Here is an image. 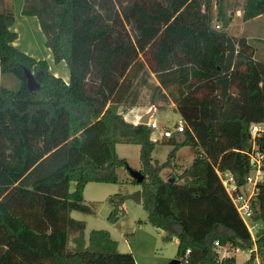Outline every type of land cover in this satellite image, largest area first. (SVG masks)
Listing matches in <instances>:
<instances>
[{
    "label": "trees",
    "instance_id": "trees-1",
    "mask_svg": "<svg viewBox=\"0 0 264 264\" xmlns=\"http://www.w3.org/2000/svg\"><path fill=\"white\" fill-rule=\"evenodd\" d=\"M216 5L217 13L212 0H24L22 14L38 19L55 63L68 66L66 82L15 46L14 6L0 0V72L20 81L17 90L0 88V264H137L109 231L93 230L86 240V223L71 216L93 213L87 184L118 183V169H129L118 144L140 146L145 180L132 182L142 187L148 222L166 241L178 237V260L190 250L186 264H217L215 241L252 249L219 172L230 173L238 191L247 184L250 126L264 122V63L248 40L228 35L231 18L221 0ZM261 15L264 0L245 1L244 22ZM25 69L40 83L35 92ZM152 76L150 104L172 101L187 127L161 165L153 163L150 127L119 112L139 105ZM236 133L238 144L226 149ZM184 147L194 152L191 166L174 182L164 179ZM111 202L115 222L120 206ZM255 207L264 225V180ZM257 249L264 264V234Z\"/></svg>",
    "mask_w": 264,
    "mask_h": 264
},
{
    "label": "rangeland",
    "instance_id": "rangeland-1",
    "mask_svg": "<svg viewBox=\"0 0 264 264\" xmlns=\"http://www.w3.org/2000/svg\"><path fill=\"white\" fill-rule=\"evenodd\" d=\"M9 3L15 6V24L19 38L16 43V47L22 52L34 57L37 60L47 61L49 51L45 45V36L41 29H38L39 23L35 17H26L20 13V8L24 3V0H7ZM243 0H221V9L227 18L235 16L237 9H243ZM246 1V0H245ZM214 4V11L217 13L218 0H212ZM241 5V6H238ZM227 33L239 35L243 29L242 22H231ZM263 21V20H262ZM264 23V21L262 22ZM261 23V25H262ZM214 28L219 30L223 29L221 21H215L213 23ZM258 22L255 21L245 28V32L256 31ZM13 28V29H14ZM221 28V29H220ZM258 38L254 39L258 46V58L264 63V34L257 35ZM252 41V42H253ZM48 62V61H47ZM50 62V63H49ZM49 66H51L52 72L61 73V77L69 75V69L65 62L56 64L54 59L50 60ZM51 64V65H50ZM64 74V75H63ZM150 87L142 88L141 96L138 106H150V97L153 94L155 85L158 84L154 76L149 79ZM6 87L12 90H17L20 87V81L11 74H2L0 72V88ZM155 107L158 111L154 114L153 118L157 120L160 125V129H152V136L157 139L163 134L164 130H171L175 132L177 126L183 120L177 110V105L172 101L158 102ZM187 128V127H186ZM177 136V135H176ZM236 138H228L226 142V149L231 148L232 144H238V135H234ZM185 138L184 133L171 140L170 142H157L155 149L152 153L153 163L160 164L165 163L168 160L169 153L173 150L174 142H183ZM211 143V142H210ZM211 145V144H210ZM239 149L240 146L238 145ZM117 154L121 159H125L129 168L140 171L143 169L140 160V146L135 144H118L116 148ZM189 157L194 158V152L192 147H184L181 150V154L177 155L168 161V167L164 173L165 178L169 179L175 176H179L183 171L189 168L191 165L186 161ZM192 160V159H191ZM185 162V163H184ZM190 162V161H189ZM161 165V164H160ZM164 170V169H163ZM118 183H89L84 189V201L85 204L90 206L93 210L92 214H85L79 211H73L71 216L80 221L86 223L85 238L89 239L90 233L93 230H106L109 231L112 238L118 243V251L121 253H132L135 257L137 264H172L177 259L179 240L177 236H174L171 241H166V232H160L158 228L152 226L148 222V211L142 204H138L130 198L135 192L142 191L141 185L134 184L129 174V170L126 167L118 169ZM225 179H230L229 175L223 176ZM252 183H247L246 186L240 189L241 193L251 192L253 189ZM74 189V184L72 185ZM115 199L119 203V218L115 222L109 220V216L113 211L112 199ZM257 211V207H256ZM262 224V222H261ZM264 234V225L262 224L260 235ZM234 253L237 264H247L251 258L249 250H231ZM180 264H185L181 262Z\"/></svg>",
    "mask_w": 264,
    "mask_h": 264
},
{
    "label": "built area",
    "instance_id": "built-area-1",
    "mask_svg": "<svg viewBox=\"0 0 264 264\" xmlns=\"http://www.w3.org/2000/svg\"><path fill=\"white\" fill-rule=\"evenodd\" d=\"M219 28V26H217ZM148 126L150 129H160V126L156 122H149ZM186 131V124L182 120L177 126L175 132L171 130L163 131V138L171 139L174 133L182 135ZM251 134V144L252 148L247 152L250 156L251 171L247 176V183L253 184V189L248 193H241L238 191L234 179L230 173H220L219 176L226 187L228 193L230 194L232 201L236 207V210L244 222L251 238L253 241V247L250 249V254L254 255L255 259L253 264H261L258 249H257V239L260 236L261 221L257 218L258 214L255 207V196L257 194V186L260 182L264 180V122L253 123L250 126ZM261 142V143H260ZM263 142V148L261 144ZM229 175L230 179H225L223 176ZM215 252L217 254L216 262L217 264H222V262L227 259L234 257V253L231 250L238 251L239 249L231 248L229 245H222L219 241H215ZM190 250L187 251L184 258V263H187V256L190 254Z\"/></svg>",
    "mask_w": 264,
    "mask_h": 264
},
{
    "label": "crops",
    "instance_id": "crops-1",
    "mask_svg": "<svg viewBox=\"0 0 264 264\" xmlns=\"http://www.w3.org/2000/svg\"><path fill=\"white\" fill-rule=\"evenodd\" d=\"M243 3L242 4H245V0H243L242 1ZM238 6H241V5H238ZM22 8H23V4H22V6H21V8H20V13H22ZM14 11H15V6H14ZM232 20H231V22H242L243 23V29L241 30V32L239 33V35H236V34H230V33H228V35H230L231 37H234V38H245L246 40H248V42L251 44V45H253L255 48H256V54H255V59L256 60H258V61H260V62H262L257 56H258V46L256 45L257 43L255 42V41H253L254 39L256 40V38H258L257 37V35H262V34H264V23H262L263 21H264V15H261V16H259V17H257V18H255V19H253V20H250V21H247V22H244L243 21V9H237V13L235 14V16L234 17H232L231 15L229 16ZM33 18V17H32ZM36 18V17H35ZM38 20V19H37ZM263 20V21H262ZM15 21H16V19H15ZM255 21H257L258 22V26H257V29L258 30H256V31H249V32H245V30H246V26L247 25H249V24H251V23H253V22H255ZM38 23H39V21H38ZM261 23H262V25H261ZM39 28L38 29H41L40 28V24H39V26H38ZM13 28H14V26H13ZM14 31H16L17 32V30H16V28H14L13 29ZM43 33V32H42ZM253 41V42H252ZM16 43H17V41L15 42V45H16ZM48 51H49V54H48V56H47V58H48V62L50 61V60H53V55H52V52L50 51V49H48ZM50 63V62H49ZM51 65V64H50ZM50 71H51V73L52 74H54L55 76H57V77H61L62 75H61V73H58V72H52V70H51V66H50ZM64 75V74H63ZM65 77H61V78H63L66 82H69V75H64ZM151 110H153V114H152V116H151V118H150V121L151 122H156L158 125H159V123L157 122V120L155 119V118H153V116H154V114L158 111V109H157V107H155V105L154 106H152V105H150V106H121L120 107V109H119V112H120V114H122L123 115V117L125 118V120L127 121V122H129V123H132V124H134V125H137V124H139L140 123V120L146 115V114H148L149 112H151ZM181 117V116H180ZM182 118H180V120H181ZM160 126V125H159ZM179 136V134H176V133H174V135H173V138L172 139H174L175 137H177V136ZM152 139L155 141V142H170L171 141V139H165V138H163V135H162V133H161V136L159 137V138H157V139H154L153 138V136H152ZM181 150H183V148L182 149H180L179 150V152L177 153V156L179 157L180 156V154H181ZM188 157H189V154H188ZM192 159V160H191ZM219 160H220V156L217 158V160H216V165H215V167L217 168L218 167V162H219ZM186 161L191 165L192 164V161H193V156L192 157H189V158H187L186 159ZM190 161V162H189ZM213 162V161H212ZM185 163V162H184ZM160 164H162V163H160ZM213 164H215L214 162H213ZM141 171V170H140ZM165 171H166V168L161 172V176L163 177V178H165V176H164V173H165ZM130 174V173H129ZM131 176V175H130ZM132 178V177H131ZM160 232H162L163 230H159ZM137 263V262H136Z\"/></svg>",
    "mask_w": 264,
    "mask_h": 264
},
{
    "label": "water",
    "instance_id": "water-1",
    "mask_svg": "<svg viewBox=\"0 0 264 264\" xmlns=\"http://www.w3.org/2000/svg\"><path fill=\"white\" fill-rule=\"evenodd\" d=\"M25 76H26V80H27L28 89L31 92L37 91L40 88V83L36 80L34 74L32 72H30L28 69H25ZM152 114H153V110H151V112L146 114L140 120V124L148 125L150 122V118H151ZM128 170H129V173H130L132 179L136 180L139 184H141L145 180V176L140 171H136V170H133L130 168ZM170 181L174 182L175 178H172ZM130 198L132 200H134L135 202H137L138 204H142V191L135 192V194L130 196ZM172 264H180V260H175V261H173Z\"/></svg>",
    "mask_w": 264,
    "mask_h": 264
}]
</instances>
